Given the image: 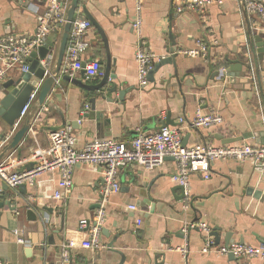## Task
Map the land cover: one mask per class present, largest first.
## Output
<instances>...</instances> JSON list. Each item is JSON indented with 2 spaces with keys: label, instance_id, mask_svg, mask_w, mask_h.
<instances>
[{
  "label": "crops",
  "instance_id": "obj_1",
  "mask_svg": "<svg viewBox=\"0 0 264 264\" xmlns=\"http://www.w3.org/2000/svg\"><path fill=\"white\" fill-rule=\"evenodd\" d=\"M221 1L203 13L180 14L176 12L180 0H144L139 38L134 28L135 0H80L76 18L90 20L86 9L98 25L91 22L86 35L90 48L85 59L98 60L106 71L109 53L115 77L110 82L118 90L99 96L63 80L61 73L56 92L39 109L26 137L1 162H12L18 172L27 170L34 152L48 147L47 133L66 126L73 128L76 148L82 149L95 139L129 144L138 133L154 135L181 118L191 121L198 112H217L224 125L211 129L188 125L186 147L222 146L219 137L243 136L224 145L264 146V53H258L257 47L258 38L264 44V20L247 14L243 0ZM47 6L48 0H0V38H32ZM63 33L48 39L55 57L50 73L57 65ZM199 40L208 45L205 57L181 53L196 49ZM139 49L158 60L173 58L170 50L176 49L175 67L169 64L155 75L149 73L142 84L136 59ZM65 62L66 55L63 68ZM23 73L20 67L11 70L0 85V109L15 88L12 83ZM71 78L88 85L102 80H87L83 73ZM32 81L40 86L27 102V113L9 129L0 117V135H6L0 141V153L34 113L44 81L35 76ZM255 169L252 159L212 162L209 179L200 173L191 176L186 209L185 191L172 179L177 170L173 159L152 171L136 164L121 170V189L105 206L107 216L97 252L81 247L89 234L80 229V222L92 221L100 208L103 167L77 165L72 192L60 200L55 198L58 172L42 174L24 192L11 188L5 192L6 184L0 179L1 202H11L1 210L0 262L61 264V252L70 246L71 264H264L259 259L241 261L217 253L228 235L232 243L264 246V195L258 194L263 186L261 181L253 186ZM193 222L207 223L210 234L219 235V244L212 237L211 252L204 251L203 233L188 228ZM18 237L24 242H18ZM51 238L54 245H50Z\"/></svg>",
  "mask_w": 264,
  "mask_h": 264
},
{
  "label": "built area",
  "instance_id": "obj_2",
  "mask_svg": "<svg viewBox=\"0 0 264 264\" xmlns=\"http://www.w3.org/2000/svg\"><path fill=\"white\" fill-rule=\"evenodd\" d=\"M176 6L177 13L185 11H198L203 13L213 3H222L221 0H180ZM247 14L264 20V0H243ZM144 0H135L137 20L135 31L140 38L142 23V8ZM71 0H48V6L40 18V24L35 35L27 39L8 35L0 38V85H2L11 70L20 67L23 72H28L30 65L28 59L33 52H38L42 47L49 49L48 55L41 61L42 68L50 74L54 57L53 44L48 42L51 34L60 33L68 23L67 14ZM92 23L87 18L77 17L72 22L71 32L66 50V62L62 75L74 77L83 73L87 80L101 79L105 76L102 64L95 59L86 60L85 55L90 48L86 35ZM215 43V42H214ZM208 45L203 40L197 42V48L181 51L190 58L205 57ZM141 83H146V77L160 60L155 56L139 49L137 52ZM224 72V71H223ZM32 99V98H31ZM29 109L27 103L21 116ZM200 129H211L224 125L223 117L217 113L201 114L198 112L191 121L181 118L173 127H163L154 135L138 133L129 144L115 140H98L88 142L82 149H77V138L71 126L49 131L47 133L48 147L38 149L32 156V166L23 172L16 170V165L10 161L0 162V179L9 188L18 190L21 186L34 185L37 179L45 173L58 172L60 175L59 190L55 198L60 200L71 194L74 187V174L77 165L86 164L101 166L104 169V185L100 195V208L92 221H81L80 229L88 231L87 240L81 247L97 252L101 249L100 235L106 221V204L109 199L120 192V171L131 165H138L147 171H152L164 165L167 159H173L177 170L172 176L173 182L185 191V205L188 208L190 199L188 187L192 175L200 173L204 179L210 178V168L214 161L234 160L244 161L252 159L256 165L264 164V146L252 147L250 145L213 146L204 144L195 147L183 145L184 133L187 126ZM61 190V191H60ZM135 210V206H130ZM141 225V221L138 222ZM189 229L201 231L205 239L204 251L211 252L214 246L210 236L211 227L204 222L191 223ZM188 229V230H189ZM186 230V231H188ZM18 234V233H17ZM18 242L23 239L18 237ZM217 253L224 256L233 255L235 259L247 261L259 259L264 262V246L254 247L239 242H233L217 249ZM61 264H71L70 246H65L60 255ZM0 264H3L0 262Z\"/></svg>",
  "mask_w": 264,
  "mask_h": 264
},
{
  "label": "water",
  "instance_id": "obj_3",
  "mask_svg": "<svg viewBox=\"0 0 264 264\" xmlns=\"http://www.w3.org/2000/svg\"><path fill=\"white\" fill-rule=\"evenodd\" d=\"M79 2L80 0H72L70 9L67 14V20L68 23L65 25L64 28V33L60 45V50H59V55H58V61L57 65L55 68V71L53 73H50L48 76L46 71L42 68L41 66V61L45 59V57L49 53V49L47 47H42L38 50V52H33L30 56V69L28 72H24L22 76L12 84L15 86V88L12 90V92L7 95L6 99L1 103V109H0V117L5 121L6 125L8 126L7 128H13L16 124L17 121L21 119V112L24 108V106L27 104L29 101V98L35 92V90L39 89L40 83L38 84L36 81H32V77L35 76L36 78L43 80L44 85L40 91L39 98L37 101V104L35 105L33 109V114L28 117V119L25 121L23 124L22 128L14 135V137L11 139V141L2 149V152L0 153V162L3 160V158L12 150L16 149L18 145L23 141V139L26 137L27 133L30 130L31 123L39 111L41 107L47 103V101L50 99L52 96L53 92H56L55 90V85L58 83V79L61 76L62 73V68L63 64L65 61V55H66V50H67V45L69 41V36L71 32V27H72V22L76 18V13L79 9ZM84 12L86 13L87 17L90 19V21L94 24L95 27H98L96 21L89 15V13L84 9ZM102 37L104 38V41L107 45V40L105 36L102 34ZM259 44H257L258 53H264V44L262 43V39L258 38ZM175 51L176 49L170 50L171 55L173 58H166L162 59L159 63L154 65V69L150 72L151 75L157 74L161 68H163L166 65L173 64L175 67L174 59H175ZM37 55L39 56L38 58ZM260 60L262 58L260 57ZM112 66V59L111 55L108 53V58H107V65H106V71H105V76L102 78L101 82L97 85H88L85 84L81 81L72 79L69 76H61L63 80L65 81H70L80 89L86 92H91V93H97L99 96H104L105 92L108 93H114L118 90V86L114 82H110L111 79H115V77L111 74ZM112 85V86H111ZM125 93H121V98L124 96ZM95 99L92 100V103L94 104ZM101 116V115H100ZM66 125V123H64ZM175 126V125H174ZM6 135H0V141H3L5 139ZM246 136L240 137V138H232V139H223V137H219L218 139L222 142V144H231L235 143L238 141H241L245 138ZM186 143V138L183 141V145L185 146ZM261 181V185L263 186L262 188L258 191V194H262L261 196L264 195V164H258L256 165L254 177H253V186H257L258 182ZM260 185V186H261ZM25 185L21 186L19 191L25 190ZM183 190V188H181ZM9 190V187L7 185L4 186V191L7 192ZM262 192V193H261ZM1 198V196H0ZM11 202H1L0 199V216H1V210L5 206H10ZM29 214L34 215L32 211H29ZM215 231H219V229H215ZM211 237H216V243L219 244V235L217 233H211ZM52 241V242H51ZM231 238L228 235L226 238V243L225 245H229L231 242ZM50 245H54L53 239H50ZM109 248H112L110 246ZM230 259H235L233 255L229 256Z\"/></svg>",
  "mask_w": 264,
  "mask_h": 264
}]
</instances>
